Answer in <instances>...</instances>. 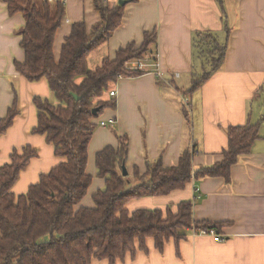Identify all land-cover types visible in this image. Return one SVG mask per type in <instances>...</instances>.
Instances as JSON below:
<instances>
[{
    "label": "crops",
    "instance_id": "1",
    "mask_svg": "<svg viewBox=\"0 0 264 264\" xmlns=\"http://www.w3.org/2000/svg\"><path fill=\"white\" fill-rule=\"evenodd\" d=\"M61 1L65 18L53 41L56 61L71 24L83 22L90 30L100 21L93 8L94 0ZM119 1L106 3L112 8ZM129 1L119 28L87 56L88 69L93 71L104 60L114 59L116 51L128 43L139 47L145 32L156 30L157 44L142 61L148 73L139 78H121L112 85L116 108L104 110L98 119L116 121L112 127L94 130L86 167L92 182L79 206H94L93 194L104 187V179L96 176L94 159L105 147L117 148V134L129 138L126 170L132 179L135 168L144 174L145 158L161 157L163 165L171 167L178 163L181 152L194 143L193 171L217 164L228 147V127L258 124L259 139L233 165L229 184L222 178H203L165 196L131 200L126 207L130 213L171 206L175 213L179 202L198 196L192 217L198 222L229 223L217 233L222 241L215 242L208 234L187 232L176 245L172 240L166 242L160 253L147 239L146 251L138 249L132 258L127 255L115 264H264V0H222L223 10L217 0ZM24 23V15H8L4 0H0V120L6 116L14 96L18 104L13 125L0 136V167L8 162L14 149L29 146L38 153L13 186L15 195L26 193L40 174L61 163L44 136L30 133L37 125L32 99L40 97L52 104L55 100L44 79L30 83L15 71L14 63L24 61L19 45ZM199 31L216 33L219 41L226 44V56L201 88L187 96L188 125L181 114L179 90L186 91L191 86V37ZM102 98L109 99L107 93ZM91 264L108 261L92 260Z\"/></svg>",
    "mask_w": 264,
    "mask_h": 264
},
{
    "label": "trees",
    "instance_id": "2",
    "mask_svg": "<svg viewBox=\"0 0 264 264\" xmlns=\"http://www.w3.org/2000/svg\"><path fill=\"white\" fill-rule=\"evenodd\" d=\"M4 3L8 15L22 14L25 19L19 33L24 61L14 63L16 73L30 83L44 79L55 100L52 104L40 97L32 99L37 125L30 133L44 136L46 144L53 147V156L61 159V163L40 174L38 182L19 195L12 188L30 161L38 157L37 151L29 146L20 151L14 149L8 162L0 167V264H91L92 260L115 264L127 255L132 258L138 249L146 251L147 239L161 253L166 242L172 240L176 245L186 238L187 232L219 233L229 225L195 221L192 210L198 196L179 202L175 213L171 206L130 213L126 207L131 200L165 196L203 178H222L229 184L231 168L259 139L258 124L247 122L228 127V147L222 153L223 160L212 166L192 170L195 143L182 151L178 163L171 167H165L161 157L145 158L144 174L135 168L134 184L130 187V176L121 175L122 165L127 166L129 138L117 134V148L105 147L94 159L96 176L104 179V187L93 194V207H80L92 182L86 167L88 144L98 128L94 121L104 110L116 108L115 98H109L107 93L112 85L121 78H139L148 73L130 67L129 63L149 57L151 48L157 44L156 30L145 32L139 47L128 43L116 51L114 59L104 60L91 71L87 56L119 28L125 6L109 8L106 0H94L93 8L100 21L90 30L83 22L71 24L56 61L53 41L65 18L63 1L4 0ZM217 3L222 9V0ZM191 40V86L186 91L179 90L182 97L198 91L226 56V44L219 41L216 33L195 32ZM105 93L108 100L102 98ZM17 105L14 96L6 116L0 120V136L13 125ZM94 109H97L95 116ZM181 114L189 125L188 107L183 105Z\"/></svg>",
    "mask_w": 264,
    "mask_h": 264
},
{
    "label": "built area",
    "instance_id": "3",
    "mask_svg": "<svg viewBox=\"0 0 264 264\" xmlns=\"http://www.w3.org/2000/svg\"><path fill=\"white\" fill-rule=\"evenodd\" d=\"M154 58H155V60H154V62H155V65L154 66H156V59H157V55L155 54L154 55ZM145 60H147V58H145V59H143V60H141V61H134V62H132L131 64H129L130 65V67H132V68H134V69H137V70H147L146 69V66H145V64L144 63H142V61H145ZM176 77L178 76V75H175ZM263 82H264V79H263ZM107 93H108V96H109V98H114L115 96H116V90H115V88L114 87H112V88H110L108 91H107ZM181 99H182V103H183V105L185 106V107H187L188 105H189V99H187V96L186 97H181ZM115 119L113 118V119H108V120H103V119H98V121H97V123H96V125H97V127H102V128H106V127H112L113 126V124L115 123ZM194 235H205V234H208V235H211L212 237H213V240L215 241V242H220V241H222V238H221V236H219L216 232H214V231H212V232H210V233H208V232H204V231H199L198 233H193Z\"/></svg>",
    "mask_w": 264,
    "mask_h": 264
},
{
    "label": "water",
    "instance_id": "4",
    "mask_svg": "<svg viewBox=\"0 0 264 264\" xmlns=\"http://www.w3.org/2000/svg\"><path fill=\"white\" fill-rule=\"evenodd\" d=\"M130 1L129 0H120L118 5L119 6H125V4L129 3ZM97 113V109H94L92 110V115L95 116ZM121 175H123L124 177L128 176L127 174V170H126V167L125 165H122V168H121Z\"/></svg>",
    "mask_w": 264,
    "mask_h": 264
},
{
    "label": "rangeland",
    "instance_id": "5",
    "mask_svg": "<svg viewBox=\"0 0 264 264\" xmlns=\"http://www.w3.org/2000/svg\"><path fill=\"white\" fill-rule=\"evenodd\" d=\"M132 62H130L129 64H131ZM127 177V176H126ZM134 183H133V181H132V179L129 177V185H128V187H130V186H132Z\"/></svg>",
    "mask_w": 264,
    "mask_h": 264
}]
</instances>
